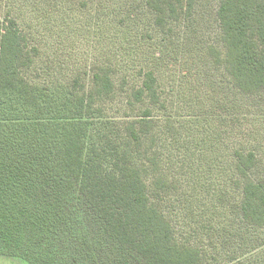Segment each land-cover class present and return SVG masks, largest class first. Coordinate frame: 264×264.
I'll use <instances>...</instances> for the list:
<instances>
[{
	"label": "trees",
	"instance_id": "obj_1",
	"mask_svg": "<svg viewBox=\"0 0 264 264\" xmlns=\"http://www.w3.org/2000/svg\"><path fill=\"white\" fill-rule=\"evenodd\" d=\"M0 259L264 264V0H0Z\"/></svg>",
	"mask_w": 264,
	"mask_h": 264
},
{
	"label": "rangeland",
	"instance_id": "obj_2",
	"mask_svg": "<svg viewBox=\"0 0 264 264\" xmlns=\"http://www.w3.org/2000/svg\"><path fill=\"white\" fill-rule=\"evenodd\" d=\"M0 264H12V263H10V262H8V261L1 260V259H0Z\"/></svg>",
	"mask_w": 264,
	"mask_h": 264
}]
</instances>
